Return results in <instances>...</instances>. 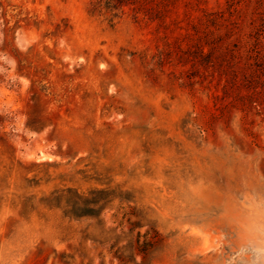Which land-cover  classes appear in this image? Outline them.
I'll return each mask as SVG.
<instances>
[{
  "label": "rangeland",
  "instance_id": "obj_1",
  "mask_svg": "<svg viewBox=\"0 0 264 264\" xmlns=\"http://www.w3.org/2000/svg\"><path fill=\"white\" fill-rule=\"evenodd\" d=\"M264 0H0V264H264Z\"/></svg>",
  "mask_w": 264,
  "mask_h": 264
},
{
  "label": "clouds",
  "instance_id": "obj_2",
  "mask_svg": "<svg viewBox=\"0 0 264 264\" xmlns=\"http://www.w3.org/2000/svg\"><path fill=\"white\" fill-rule=\"evenodd\" d=\"M261 253H264V249H254L253 250V255H258V254H261Z\"/></svg>",
  "mask_w": 264,
  "mask_h": 264
}]
</instances>
